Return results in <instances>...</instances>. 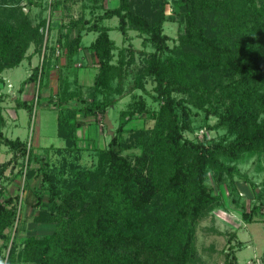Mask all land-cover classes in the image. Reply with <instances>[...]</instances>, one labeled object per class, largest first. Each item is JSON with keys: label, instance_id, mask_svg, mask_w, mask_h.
<instances>
[{"label": "trees", "instance_id": "1", "mask_svg": "<svg viewBox=\"0 0 264 264\" xmlns=\"http://www.w3.org/2000/svg\"><path fill=\"white\" fill-rule=\"evenodd\" d=\"M23 1L0 0V81L5 69L42 54V61L25 80L39 83L41 89L44 76L48 79L58 65L59 89L50 94L48 103L59 110L57 132L65 145H50L37 152L32 143L0 130V143L12 154L0 163V264L17 259L16 244L8 256L5 248L7 229L17 217L19 195H6L2 180L9 166L18 161H22L20 173L26 175V203L41 207L40 221L54 224L53 231L43 237H25L18 257L24 264L197 261L198 226L224 205L209 179L212 176L218 186L228 183L233 189L235 176H243L236 163L264 153V117L258 123L259 116H264V0H173L177 14L172 16L165 13L168 0H152L155 9H150L147 0H137L143 11L135 7L136 0H118L116 6H105L106 0H82L89 4L83 3L80 16L60 23L56 43L50 41L55 14L63 9L67 12L78 0ZM34 7L39 10L32 14ZM114 16L118 24L107 25L105 20ZM217 17L221 28L213 33L209 25ZM176 18L185 29L174 49L167 42L164 23ZM113 28L122 32L124 40L135 30L144 45L154 48L144 66L137 68L127 91L124 81L134 52L131 50L126 59L121 48L120 58L113 60L117 47L109 33ZM90 32L97 33L86 47L97 74L85 92L77 79L72 89L68 77H62V69L68 72L72 68L84 34ZM57 44L66 58L63 65ZM147 80L154 83L153 92L148 90ZM143 92L159 104L142 110L153 125L135 129L130 140L124 138L128 117L139 110L133 101L118 111V126L107 146L91 147L97 155L96 165L84 168L73 164L71 178H60L53 170L51 151L88 149L79 135L85 123L79 113L105 119L109 108L124 96H141ZM15 100L17 107L33 114L34 97ZM190 105L206 115H216L212 127L225 129L234 138L207 141L185 137L184 131L192 128ZM253 187L255 202L243 211L247 221L255 219L264 207V179L261 186ZM31 193L35 194L33 200ZM225 256V264H240L234 246Z\"/></svg>", "mask_w": 264, "mask_h": 264}, {"label": "rangeland", "instance_id": "2", "mask_svg": "<svg viewBox=\"0 0 264 264\" xmlns=\"http://www.w3.org/2000/svg\"><path fill=\"white\" fill-rule=\"evenodd\" d=\"M118 0H106L105 6H116ZM26 0L23 1V4ZM84 4L87 1L83 2ZM82 0H78L75 3H71V9L58 10L55 14L54 23L55 28L51 32L50 41L56 43L58 26L65 20L67 21L71 17H78L81 15L82 7L84 4ZM147 5L150 9H155V3L152 0H147ZM135 7L142 10L143 5H139V2L135 1ZM26 5L25 9L27 10ZM95 8V7H94ZM39 10L38 7L32 8V14ZM100 11V9H96ZM94 11V12H96ZM143 11V10H142ZM89 16H91V10H86ZM49 10L44 11L47 15ZM165 13L167 16L177 14L173 4V0H168L165 5ZM71 16V17H70ZM167 20L164 23V33L169 36L168 44L170 48H176L179 45V33L184 31V23L180 20ZM209 29L214 33L221 28L220 19H212L210 21ZM107 25L115 27L118 24V17L114 16L105 20ZM76 32V31H75ZM128 39H123V34L116 28L110 30V36L115 39L117 47L113 52V60L117 61L121 55L120 49L126 53V59L129 58L131 50L134 52V62L128 66L127 75L125 77L124 86L125 91L133 84L134 77L137 73V68H141L147 62L150 52L154 48L150 44L144 45L141 42V38L138 36L135 30L129 32ZM97 36V33L90 32L83 37L82 45L89 44ZM32 46L28 53L33 51ZM123 53V54H124ZM169 55V53H167ZM59 62L61 61V54L59 53ZM42 61V54H36L31 61L25 58L20 65L7 68L2 72L3 80L0 81V130H2L9 137L19 136L21 139L32 143L36 151H42L43 147L55 145L64 146L65 141L58 135V108L49 105L48 100L51 93L56 92L59 89L57 79L50 81L48 88L46 77L43 78V86L39 87V83H34L36 86L34 92V86L32 83L25 82L28 76L32 72L33 65ZM33 62V63H32ZM64 62V61H63ZM74 62H89L86 57V51L81 50L80 54L76 56ZM58 75L57 72H55ZM55 75V77H56ZM73 80V77L70 78ZM85 79V77H84ZM92 78H90L91 80ZM83 81V80H82ZM86 81V80H84ZM45 84V85H44ZM38 86V87H37ZM76 83H71V87L74 89ZM146 86L150 92H153L154 83L151 80L146 81ZM32 92L29 97H34V110L33 114L29 113V110L25 107H17L15 97L20 99H27V90ZM40 89V90H39ZM48 89V90H46ZM50 89V90H49ZM84 89V88H83ZM83 91L86 92V89ZM137 92H142L138 90ZM50 93V94H49ZM132 95V96H131ZM123 97L120 103L109 108V118L113 124L111 131H108L107 124L104 119H98L96 122H88L79 132L86 134L89 138V150L82 151H51V161L53 170L58 174L60 178L70 179L72 175L73 164H78L80 167L92 168L97 163V155L91 150V145L104 147L107 146L111 136L118 126V111L121 108H127L133 101L137 102L139 110L133 115L128 117L126 123V130L123 136L126 140H130L133 137V131L141 127H150L154 121L145 117L142 110L144 108L158 107V102L154 101L149 93L143 92V94L132 93ZM38 97L39 101H38ZM135 107V106H134ZM192 111V128L184 131V136L193 140H207L212 139L220 140L223 138L233 139L234 135L227 132L225 129L213 128L212 125L217 121V116L214 114L206 115L204 110L196 108L194 105H190ZM263 115L259 116L258 123L263 120ZM103 125H102V124ZM103 126V130H101ZM8 147L0 143V163L8 160L12 154L8 153ZM15 166H9L6 173L7 176L2 180L6 195L19 197L17 201V217L12 226L7 229L9 234V240L6 242L7 247L5 253L7 256L10 250L16 244L17 259L12 264H24L19 257V251L24 246V239L28 235H36L43 237L50 233L54 229V224L48 222H42L39 220V211L41 207H33L26 203L25 196L27 191L24 192L23 187L25 184V173L21 172L22 161L14 163ZM36 166V164H35ZM236 166L240 170L243 176L236 175L233 182V189L228 186V183H222L218 186L213 180L212 176L209 179V184L214 187L216 193L222 195L224 205L214 209L207 217L201 220L197 229L196 247L198 251V260L189 264H225L226 252L230 250V246H234L235 253L239 259L240 264H264V207L259 215H256L255 219L247 221L243 217L244 210H250L255 202L254 184L261 186V182L264 179V153L254 154L246 156L244 160L236 163ZM36 179H32L33 185L38 186L35 183ZM38 182V181H37ZM32 200L35 198V194H30ZM45 198H48V193L45 194ZM233 235V236H232ZM231 238V240H230ZM3 241H1L2 243ZM241 242V244H239ZM170 264V263H167Z\"/></svg>", "mask_w": 264, "mask_h": 264}, {"label": "crops", "instance_id": "3", "mask_svg": "<svg viewBox=\"0 0 264 264\" xmlns=\"http://www.w3.org/2000/svg\"><path fill=\"white\" fill-rule=\"evenodd\" d=\"M109 33H110V32H109ZM85 34H88V33H85ZM85 34H84V35H85ZM111 38H112V37H111ZM113 39H114V38H113ZM92 41H93V40H92ZM90 43H91V42H90ZM90 43H89V44H90ZM89 44L82 45L81 48L79 49V52L76 54V56H78V55L80 54V51H81L82 49L85 50V51H86V57H87V59H88L89 62H85V63H82V62H74V60H75V58H76V56H75L74 59H73V61L71 62V64H72L71 67H72V68H71L68 72H65V71L62 69V73H63L62 77L67 76L70 84H71V83L74 84L75 79H77V80H78V85H79L80 87H82V89H83V88L86 89L88 86H90L91 84H93L94 79H95V76H96V74H97V65H96V63H95L94 60H93V56L91 55V52H90L89 50L86 49V47H87ZM57 46H59V44H57ZM35 56H36V55H34L33 58L30 60V63H31V61L34 59ZM62 60H63L64 62H63ZM61 61H62V62L60 63V65L65 64V63H66V58H65L64 56H62V57H61ZM32 63H33V62H32ZM36 65H37V64L33 65V67L36 66ZM66 70H68V69H66ZM55 72H57L58 75H56ZM55 75H56V77H55ZM60 75H61V73H60V68H59V66L57 65V66H55V68H53V69L51 70L50 76H49L48 79L46 80V81H47V86H46V88H48V85H49L50 81L55 80V78L57 79L58 84H59V83H60ZM71 77H73V80L70 79ZM84 77H85V79H84ZM90 78H92V79L90 80ZM82 80H83V81H82ZM84 80H86V81H84ZM29 83H32V84H33V86H34V92H35L36 86H35L34 82H29ZM37 87H38V86H37ZM71 88H72V87H71ZM72 89H73V88H72ZM84 89H83V90H84ZM46 90H48V89H46ZM49 90H50V89H49ZM31 93H33V92H32V89H31V90H27V99H32V97H29V95H30ZM49 94H50V93H49ZM15 98H16V97H15ZM122 99H123V98H122ZM122 99H121V100H122ZM121 100L119 101V103L121 102ZM79 117L82 118L83 120H85L84 125H86V123L91 122V121H93V122H96V121H97L94 117H91V116L85 117V115H84L82 112L79 113ZM101 124H102V123H101ZM84 125H83V126H84ZM102 125H103V124H102ZM83 126H82V127H83ZM82 127H81V128H82ZM102 127H103V126H101V130H103ZM79 135H80V137L83 138V144H85V145L87 146V148H89L90 145H89L88 143H89V138H90V137H88L86 134L81 133V132H79ZM92 146H94V145H91V147H92ZM86 150H89V149H86Z\"/></svg>", "mask_w": 264, "mask_h": 264}, {"label": "water", "instance_id": "4", "mask_svg": "<svg viewBox=\"0 0 264 264\" xmlns=\"http://www.w3.org/2000/svg\"><path fill=\"white\" fill-rule=\"evenodd\" d=\"M104 120H105V123L107 124L108 131L110 132L111 131V127L113 126V124H112V122H111V120L109 118V114L108 113L105 114V119Z\"/></svg>", "mask_w": 264, "mask_h": 264}, {"label": "built area", "instance_id": "5", "mask_svg": "<svg viewBox=\"0 0 264 264\" xmlns=\"http://www.w3.org/2000/svg\"><path fill=\"white\" fill-rule=\"evenodd\" d=\"M59 51H60V47H59V46H57V54L59 53Z\"/></svg>", "mask_w": 264, "mask_h": 264}]
</instances>
